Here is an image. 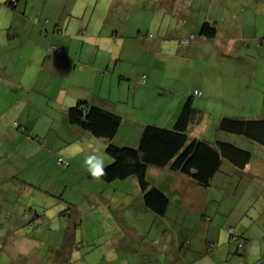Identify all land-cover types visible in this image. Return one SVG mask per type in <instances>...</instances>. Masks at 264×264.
Instances as JSON below:
<instances>
[{
  "label": "crops",
  "instance_id": "obj_1",
  "mask_svg": "<svg viewBox=\"0 0 264 264\" xmlns=\"http://www.w3.org/2000/svg\"><path fill=\"white\" fill-rule=\"evenodd\" d=\"M88 1L89 3H86V0L81 5L86 6L83 8L85 12L81 9V13H75L77 11V3L71 4L67 0L64 1L66 3L61 0H17V5L11 8L19 12L22 11V15L14 11L13 13L5 12V15L2 14L3 16H1L0 21L3 22V27L0 28V196L2 197V200H0V226H2V219L4 218L2 214H8L11 211L15 212V217L11 221L13 223L12 226L21 230L25 228L26 222L23 216L22 219L20 218L22 215L21 211H14L7 205L9 200L18 203L20 198L17 189L9 188L8 186L13 178H22L25 175L22 179L39 181L40 173L44 174L46 178L50 176V169L56 166L59 157L70 161L75 156L82 155L83 144H85L84 139H88L89 134L68 123L65 111L69 107L82 100L91 105L104 107L119 115L121 119L123 118L122 116H126L128 113V111L120 112L118 108L114 107L117 101L111 97L114 79L112 77H119L120 83H117V87L121 91L122 87L125 88V86L121 85V80L123 78L130 80L132 76L129 70L131 69V63H127L125 67H122V61L118 62L117 60V58H121L120 54L125 51V41L121 43L120 39L126 38L138 41L137 37L140 33H143L144 27L138 25L139 22L137 21L136 28L133 30L131 20L134 12L145 2L153 5L158 0ZM200 1L164 0L161 3L165 4V7L161 8V17L157 20L158 22L154 21L156 17L153 14L150 17L146 13L149 19L147 27L149 29L154 28L159 38L155 42L147 43L142 41L143 44L152 50L153 54V59L148 68L153 66H161L164 70L193 68L194 65H191L193 61H203L201 58L208 55L205 63L209 67L211 64L217 69L219 66L221 68L228 67V71L225 70L224 72L227 73L224 75L222 71H219L217 76H211L214 73L210 75V77H214L217 84L216 93L212 96V94L205 92L202 86L193 88L191 85L188 91L181 89L180 99L184 96L185 101L189 95L194 103L193 94L194 91L198 90L201 93V97L211 95L210 100L227 101L228 107L231 111L233 110V115L222 117L241 119L264 118V0H239V5L242 7L241 28L240 31L237 29L236 33L234 32L236 24L233 22V18L231 23L226 22V18L230 15V10H232L233 6L235 7V3L238 0H212V13L210 14L207 11L203 17L200 16ZM41 4L42 8L37 11L36 15L33 9H40L39 6ZM63 4L66 5L63 7ZM105 4L109 5V7H99ZM169 4H172V17H170L172 21L165 24V18L167 17L166 20L169 19V13L167 14ZM7 5L10 6L9 0H7ZM28 9H31L34 19L33 17H28L26 20L23 18ZM127 11H130V13L128 14ZM144 11H147V7L144 8ZM65 13L68 14L67 17L64 16ZM75 14H81L82 20H75ZM32 19L35 23L32 22ZM205 21L213 24L216 29L213 38H207L204 43L196 42V40L189 41L186 45L181 43L182 39H188L192 35L199 36L201 25ZM8 22L9 24H7ZM145 30L147 31V28ZM177 40L178 44L175 45ZM208 41L210 42L208 43ZM179 42L187 48L185 50L180 48L182 45ZM52 45L61 48V55L48 50ZM233 54H237V58L234 59ZM196 58L197 60H195ZM234 61L235 63H240L235 64ZM112 64H114V68L112 76L109 77L110 91H108L107 95H101L105 93L95 90L103 91L105 78ZM207 65L206 67H208ZM232 68H236L235 70L237 71H232ZM33 72L35 75L31 76ZM242 74L247 75L250 79L246 86L239 82L238 78ZM236 75H239V77L234 79ZM144 78L146 80L148 76ZM178 82L180 83V81ZM252 85H257L262 95L261 97L252 95L251 98H247L245 96L249 86ZM136 88L144 90L140 86H136ZM127 90L131 91L130 85ZM136 94L135 92L134 95ZM203 108L206 109L205 107ZM174 113L175 111L172 114L174 119L170 117L162 127L171 128V120L174 123L177 117V113ZM15 123L16 125L18 124L17 127H14ZM121 123H123V119ZM73 135L78 139L80 138L82 142L74 139ZM34 137L36 139L33 141ZM87 143L90 145L93 142L88 141ZM138 144L139 141L136 147ZM63 146L66 147L65 150ZM236 146L241 147L239 145ZM248 146L251 149L253 148V151H250L252 154L250 162L243 169L238 170L239 172L237 169L231 168L230 164L231 167L225 166L228 170V175L231 173L236 175V172H238V175H245L246 172L241 171H245L250 164L257 162L253 158L255 152H259L257 160L260 165L258 166H264V147L258 144H248ZM75 149L77 152L74 156L67 154L68 150L72 153ZM102 160L105 161V158H102ZM47 163L51 165L48 166ZM223 163H221L220 168ZM258 166L257 168H259ZM94 170H97V168L91 169L87 173L90 174V179L93 181H95L94 175H96ZM160 170L164 171V169ZM76 171L80 173L78 170ZM218 174L220 173H216L213 179H216ZM161 175L160 181L165 176L170 179V174L162 173ZM171 176L173 177V174ZM257 176L261 178V176ZM176 178L177 180L171 182L174 191L177 190L176 185L180 184L181 190L185 188L189 190L188 188H190L192 191L202 193L189 178H180L179 176ZM168 186L170 187V184ZM20 187L23 189L22 186ZM31 189H24L20 192V195L23 196L25 193L30 195V192L34 191ZM160 190L164 192L163 189ZM8 192H13L14 198L8 199L11 196ZM92 196L94 194L91 193L89 197ZM203 199L204 196H202V201ZM182 205L183 207L193 208L188 203ZM22 207L26 209V205ZM202 209H204L203 206L200 210ZM258 212L264 214V209L258 210ZM59 217L62 218L63 216ZM51 218L44 221L52 222ZM6 219L8 220L7 216ZM255 220L252 221L250 224L252 227L249 226V228L242 227L243 229H239L237 228L239 224H236L231 231V236L233 237L234 232L239 235L235 234L234 241H230L231 237L227 231V235L230 237L229 242L221 246L227 248V250L219 252L220 250L218 249L220 248L216 249L212 246L209 250L212 253L215 249L213 251L214 254L205 253L202 256L210 257L212 262H216L217 257L222 255L223 259L217 262L219 264L226 263L229 260L232 261L233 256H247L246 248L249 246L244 248L241 246L247 243V239L249 241L255 239L256 243L264 242V216L257 215ZM115 225L113 224V228L117 230V233L114 234L118 238L117 243L114 246L108 245V248L111 247V251L115 252L117 257L111 259L109 264H116L117 260H120L119 255L121 254L139 256L141 259L146 254L145 257H147L148 253L145 252L150 247L144 243H139L142 239L138 240L139 238L136 237V234L141 236L139 230L144 227L143 223L136 222V226L129 228L130 231H125L124 229L128 228L123 225ZM198 226L206 229L205 239L199 241V245L196 246L192 238L187 241L186 247L183 246L184 248H181L180 246L187 234L174 243V250H176L178 255L183 254L180 258L187 264L189 262L186 256L187 253L193 251L194 254L201 256V253H199V251L203 250L201 245L209 237L211 225L201 221ZM49 230L50 232L52 231L51 224ZM186 233H189V231H186ZM37 235H39L37 232L22 233L24 244L28 247L32 246L30 250L36 252L38 250L33 249L34 246L42 244V241L37 239ZM25 237H29V239L26 240ZM66 241L67 237L64 236L63 241L59 244L65 245L67 248ZM128 243L131 245L129 252H127ZM262 245L264 249V244ZM2 248L6 249V247ZM73 248L72 246L69 250L67 248L64 254L52 255L53 262L55 264H87L88 253H75L76 250L74 251ZM241 249L244 251V255L239 254ZM260 249L262 251L256 258L264 262V250ZM6 250L8 252L14 251L12 248H7ZM25 252L28 251L26 250ZM162 252L165 254V257L161 255L164 261H154L150 264H172L175 255L170 256L164 251ZM17 253L21 255L20 251ZM104 257H106L105 254ZM22 259L24 261L28 260L26 256H23Z\"/></svg>",
  "mask_w": 264,
  "mask_h": 264
},
{
  "label": "rangeland",
  "instance_id": "obj_2",
  "mask_svg": "<svg viewBox=\"0 0 264 264\" xmlns=\"http://www.w3.org/2000/svg\"><path fill=\"white\" fill-rule=\"evenodd\" d=\"M61 1L64 2L66 0ZM67 2L71 4L77 3V11L75 13H81V9L85 12L83 8L86 6L81 5L86 2V0H67ZM161 2H164V0H158L153 3V5L148 4L149 2H145L134 12V16L131 20L133 30L136 28L137 21L139 22L138 25L144 27L143 33H140L137 37L138 41L126 38L120 39L121 43L125 41V51L120 54L121 58H117V60L118 62L122 61V67H125L127 63H131V69L129 70L132 76L130 80L127 78L121 80V85L125 86V88H121V91H119L117 87V83H120L119 77H112L114 79L111 97L117 101L114 107L118 108L120 112L128 111L126 116H122L123 123H121L118 132L111 142L117 146L123 147L129 145V147L135 148L141 137L143 128L146 125L162 127L170 117L174 119L172 115L173 112L175 111L174 114L177 113L176 115H178L180 107L183 105L182 103H184V96L180 99L182 88L184 91H188L191 85L193 88L202 86L205 92L213 96V94L216 93L217 84L214 77H210V75L214 73V75L211 76H217L219 71H222L224 75L227 73L224 71H228V67L221 68V66H219L217 69L212 64L209 67L207 63H205L208 55L202 58L200 56L203 61H193L191 64L194 65L193 68L188 67L180 70H164L161 66L148 68L153 59V54L152 50L143 44L142 41H146L147 43L155 42L159 38L154 28L149 29V27H147L149 19L146 13L150 15V17L153 14L156 17L154 21L158 22L157 20L161 17V8L165 7V4ZM211 2L212 0L200 1L201 17H203L207 11H209L210 14L212 13L213 5L211 6ZM86 3H89V1L87 0ZM239 3L240 1L238 0L235 3V7L233 6L232 10H230V15L227 16L228 19L226 18V22L229 23L232 22L233 18V22L236 24L234 26L235 33L237 29L240 31L241 28L242 7ZM64 5L66 4H63V7ZM107 6L109 7V5L106 4L100 5L99 7L104 8ZM39 7L40 9H33L36 15L37 11L41 10L42 4ZM145 7H147L146 12L144 11ZM14 11L17 13L19 12L8 6L7 0H0V19L1 16L5 15V12L13 13ZM130 11H127V13L129 14ZM171 11L172 4H169V11H167V14L169 13V19L166 20L167 17L165 18V24L172 21L170 18L172 17ZM19 13L22 15V11ZM64 16L67 17L68 14L65 13ZM28 17H33L31 9H28L23 16L25 20ZM74 19L81 21V14H75ZM7 24H9V22ZM1 27H3L2 21H0V28ZM145 28H147V31ZM194 36L195 39L190 41L196 40V42L204 43V40H206L199 38L198 35L197 37L196 35ZM209 42L210 41H208V43ZM177 44L178 40L175 45ZM180 45L182 44L180 43ZM180 48L185 50L187 47L182 45ZM233 58H237V54H233ZM210 59L212 60L211 57ZM195 60H197V58ZM206 65L208 67H206ZM113 68L114 64H112L111 69L108 70L109 73L106 75L103 91L98 89L95 90L100 93H105L101 95H107L109 93L108 91H110L109 77L112 76ZM235 69L236 68H232V71L236 72L237 70ZM34 75L35 73L33 72L31 76ZM141 75H143V77L148 76L145 83L141 82ZM238 77L239 75H236L234 79ZM238 79L239 82H242L245 86L246 83L250 81L249 77L244 74ZM178 81H180V83ZM128 84L131 88L130 92L127 90ZM136 86H140V88L143 87L144 90H140L139 88L135 89ZM135 92L137 93L136 95H134ZM195 92L199 91H194L193 105L202 111L200 116L201 120L199 123H195L189 128L188 136L190 138H203L211 142L215 140L231 141V143H235L234 145H239L243 147V149L253 151V148H249L250 146H248V144L254 143H251L248 139L242 136L228 134L218 129L220 117L233 115V110L231 111L228 107L227 101L218 99L210 100L211 95L201 97V93L197 96ZM252 95L254 97L262 96L257 85L249 86L245 96L251 98ZM188 97L189 95L186 99ZM172 123L171 120L170 127L173 126ZM88 136V139H84L85 144H83L82 155L75 156V158L70 161L67 160L69 162L68 166H64L57 162L56 166L50 169L49 177L46 178L44 174L40 173L39 181L34 179H22L25 175H23L22 178L12 179L8 186L9 188L17 189L20 198L18 203L9 200L7 205L14 211H21L22 215L20 218L22 219L23 216L26 224L23 230L15 229V227L12 226L13 223H11L15 217V212L10 211L8 214H2L4 218L2 219V226H0V264H55L53 262V256L56 254L58 255V253L64 254L66 249L68 248L69 250L71 246L74 247V251L76 250L75 253H88L87 264H109L111 259L117 257L115 252L111 251V247L108 248V245L114 246L118 239L114 236L117 230L113 228V224L123 225L129 229L136 226V222L143 223L145 227L140 228L139 233L141 236L136 234V237L139 238L138 240H140V238L142 239L139 243H144L150 247L147 249V252H145L148 253L147 257H145L146 254L142 259L139 256L121 254L119 255L120 260H117L116 264H150L154 261L162 262L164 258H161V255L165 257L162 251L170 256L175 255L172 264H187L180 258L183 254L181 253V255H178L176 250H174V243L187 234V237L180 246L181 248H184L183 246L186 247L188 244L187 241L192 238L194 239V244L196 246L199 245V241L205 239L206 232L205 228L198 226L201 221L207 223V225H211L209 237L204 240L201 245L203 249L201 252L199 251L201 256L194 254L193 251L187 253L188 264H219L217 262L223 259L222 255L217 257L216 262H212L210 257H203L202 254L210 253L209 249L212 246L216 249L220 248L218 249L220 250L219 252L227 250V248L221 246L229 242L230 237L227 235L228 230L232 231L236 224L240 225L237 227L239 229H243L242 227L249 228L252 221H256L255 217L257 215L264 216V214L258 212V210L264 209V166H258L260 165L257 160L259 152L253 154L254 161L257 162L250 164L245 171H241L246 172L245 175H238V170V172L235 173L236 175H234V173L228 175V170L225 166L230 165L224 161L219 171L220 174H218L216 179L211 180L208 187L194 185L201 190L203 195L202 193L190 190V188H188L189 190H187V188L181 190L180 184L176 185L177 190L174 191L171 182L177 180L176 177L178 176L180 178H186L185 176L167 170L161 171L160 169L149 168L150 170L148 169L149 171H147L146 174V180L149 186L156 187L159 190L163 189L169 203L165 214L163 216H158L143 206V194L139 189L136 178L129 177L130 179L127 178L112 183L102 181L97 175H94L95 181L90 179L91 176L87 174L89 173L88 171L97 168V170H94V172L97 173L100 169L108 166L112 162V159L105 153L106 142L104 140L92 137L91 135ZM73 138L82 142L80 138L78 139L75 135H73ZM35 139L34 137L33 141ZM88 141H92L93 143L89 145L87 143ZM63 147L65 150L66 147ZM76 152V149L72 153L68 150L67 154L74 156ZM102 158H105V161L102 160ZM47 165L49 166L51 164L47 163ZM257 166L259 168H257ZM94 172L93 174H95ZM159 172L170 174V179L165 176V178L160 181L162 173ZM171 174H173V177ZM257 175L261 176V178ZM169 184L170 187L168 186ZM20 186H22L23 189H21ZM24 189H31L34 191L30 192V195L25 193L21 196L20 192ZM91 193L94 194V196L89 197ZM8 194L11 195L8 199L14 198L13 192H8ZM202 196H204L203 201ZM0 200H2L1 196ZM203 202L204 204H202ZM184 203L190 204L193 208H188L187 206L183 207L182 204ZM23 205H26V209L22 207ZM202 206L204 209L200 210ZM59 216H63V219ZM48 218H51L52 222L44 221ZM196 223L198 224L196 225ZM50 224L52 226L51 232L49 230ZM128 229L124 230L130 231V229ZM28 230L30 231L28 232ZM186 231H189V233H186ZM23 232H37L39 234L37 235V239L41 240L42 244L34 242L38 245H35L33 248L38 250V252L30 250L32 246L28 247L24 244L22 241ZM235 234L239 235L234 232L233 237H236ZM64 236L67 237V248L65 245L59 244L63 241ZM25 238L26 240L29 239V237ZM4 239L6 240L5 242ZM128 239H130V237H128ZM29 242L32 243L31 241ZM246 242L245 245L243 244L241 246L242 248L249 246L246 248L247 256H233L232 261L229 260L223 264H264L263 260L259 261V259L256 258V256L261 253L260 251L262 250L260 248L263 249L262 244H264V242L256 243L255 239L251 241L247 239ZM128 244L127 252L131 250V245L130 243ZM2 247H6V249L12 248L14 251L8 252ZM23 250H27L28 252ZM151 250L152 252H150ZM5 251L6 253H4ZM18 251L21 252V255L17 253ZM213 251L210 254L213 255ZM241 251H239V254L244 255V251L242 249ZM15 252L16 254L14 255ZM104 254L106 257H104ZM23 256H26L28 260L24 261L22 259Z\"/></svg>",
  "mask_w": 264,
  "mask_h": 264
},
{
  "label": "trees",
  "instance_id": "obj_3",
  "mask_svg": "<svg viewBox=\"0 0 264 264\" xmlns=\"http://www.w3.org/2000/svg\"><path fill=\"white\" fill-rule=\"evenodd\" d=\"M9 1L10 7L14 8L17 5V0ZM215 31L214 25L205 21L201 25L198 37L211 39L215 36ZM143 78L142 83L145 82ZM201 113L199 108L194 107L192 98L188 97L171 128L146 125L135 148L111 143L122 119L104 107L79 100L65 111V117L69 124L106 142L105 153L112 162L100 169L96 173L97 177L106 183L135 177L143 194L144 206L155 215L163 216L168 206V198L161 190L149 186L146 180L149 168L180 173L196 185L208 187L213 177L220 171L222 162H227L237 170L243 169L250 162L251 152L231 142L190 138L189 128L200 122ZM17 126L18 124L14 127ZM218 129L228 134L242 136L264 147V118L222 117Z\"/></svg>",
  "mask_w": 264,
  "mask_h": 264
},
{
  "label": "built area",
  "instance_id": "obj_4",
  "mask_svg": "<svg viewBox=\"0 0 264 264\" xmlns=\"http://www.w3.org/2000/svg\"><path fill=\"white\" fill-rule=\"evenodd\" d=\"M193 39H195V36L194 35H192L190 37V40H193ZM190 40L185 39V40H182L181 43L187 44ZM49 50H51L52 52H54L57 55H61V48H59L57 46H51L49 48ZM195 95L199 96L200 95V92H195ZM14 126H16V123L14 124ZM57 162L59 164L64 165V166H68V162L65 159H63V158H58ZM228 233H229V235H231V230H228ZM234 240H235V237H231L230 241H234Z\"/></svg>",
  "mask_w": 264,
  "mask_h": 264
}]
</instances>
